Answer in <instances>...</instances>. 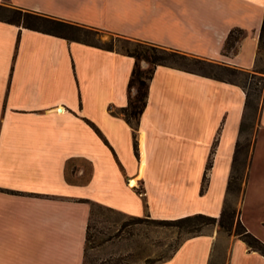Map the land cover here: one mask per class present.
I'll list each match as a JSON object with an SVG mask.
<instances>
[{
	"label": "crops",
	"instance_id": "obj_1",
	"mask_svg": "<svg viewBox=\"0 0 264 264\" xmlns=\"http://www.w3.org/2000/svg\"><path fill=\"white\" fill-rule=\"evenodd\" d=\"M8 2L239 70L256 66L264 14V0ZM234 27L242 33L224 49ZM14 34L17 60L9 78L0 63V264H82L91 202L128 215H218L240 138L245 98L240 84L156 64L134 147L131 127L109 109L126 104L133 56L1 19L0 54ZM46 50L54 51L58 61L69 54L78 75V103L68 79L29 78L28 66H38ZM18 57L38 60L26 63L25 77L17 73ZM54 90L67 93L69 106L63 98H48ZM68 158L88 162L82 180L66 179ZM76 172L81 175L83 169ZM238 207L240 221L264 240L251 218L264 221L257 217L264 215V93ZM219 236L214 223L206 232L183 238L168 257L152 264H209ZM225 236L226 264H264L263 255L241 238Z\"/></svg>",
	"mask_w": 264,
	"mask_h": 264
},
{
	"label": "rangeland",
	"instance_id": "obj_2",
	"mask_svg": "<svg viewBox=\"0 0 264 264\" xmlns=\"http://www.w3.org/2000/svg\"><path fill=\"white\" fill-rule=\"evenodd\" d=\"M13 6L14 5L9 3L8 0H0V18H15L16 14L12 11ZM27 18L29 21L35 22L41 27H51V24L39 19ZM62 30L69 35H75L89 43L97 45L110 44L118 51H123L126 47L131 49L136 46L138 42V40L129 39L117 35L116 33L104 29L89 27L87 25H83L81 29L77 30L69 28H63ZM18 42V36L14 34L13 42L10 43L9 49L0 54V63L4 64L6 79L10 77L14 63L17 60L15 57ZM38 57V66L35 63L32 64L31 67L28 66L29 78L40 81L43 79L53 80V82H58L59 78L63 80L68 79L71 84L73 99L78 103V75L75 74V69L69 54L65 56L66 59L64 61H58V57H56L54 51L46 50ZM196 58L200 60H196ZM169 60L173 61L175 64H180L181 66L195 71L215 74L237 82L248 92L253 107L247 109L248 117L245 119L247 125L240 134L239 145L248 143L250 149L264 90V70L263 72L256 71V69L264 67V50H261L258 53L256 66L252 70H239L235 68L224 69L215 65L214 62L190 54H188L186 58L175 56L169 58ZM34 61L35 59L33 58L25 59L20 57L17 62V65L19 66V68L17 67L18 75H20V77H25V71L27 69L26 63H33ZM36 61L38 60L36 59ZM141 63L143 65L146 64L143 60ZM30 70L31 72L29 73ZM57 97L58 99H64L62 101L64 106H69L68 104L71 101H69L70 98L67 93L63 94L61 91L54 90L48 94V98L50 99H55ZM85 108L88 112L89 110H93L91 106H86ZM237 160L236 165L238 170L236 174H241V178H243L248 158L244 161L243 154L239 151ZM78 168L83 169L81 175L76 172ZM88 170L89 164L85 159L73 158L65 165V177L70 181H79L86 176ZM239 200V194L235 191H229L226 195V202L228 205L238 207ZM257 217L264 220V215H258ZM153 218L160 217H152L146 213L128 215L102 204L91 202L82 255V264H152L160 258L167 257L187 234L178 226L165 225L153 220ZM251 218L253 219V222L255 221L254 224L256 227L264 232V221L260 223L255 219L256 217H253L252 215ZM212 225L213 224L209 223L200 225L199 233L210 230ZM217 228L220 231V236L212 246L209 264H226L229 242L225 236L226 231L220 229L218 226ZM249 231L264 242V240L252 230Z\"/></svg>",
	"mask_w": 264,
	"mask_h": 264
},
{
	"label": "trees",
	"instance_id": "obj_3",
	"mask_svg": "<svg viewBox=\"0 0 264 264\" xmlns=\"http://www.w3.org/2000/svg\"><path fill=\"white\" fill-rule=\"evenodd\" d=\"M12 11L16 14L15 18L13 19L0 18V19L10 22V23L17 24V25H22L27 28L62 36L67 39H73V40L86 42L76 37L75 35H69L63 32L62 30L63 28L76 29V30L81 29L83 27L82 24L71 22V21H66L58 17H54L51 15H47L44 13H40V12L30 10L27 8H23V7H19V6H13ZM27 17L32 18V19H39L43 22L49 23L51 24V27H41L37 25L35 22L29 21ZM241 33H242V30L240 28L238 27L231 28L225 37L223 48L225 49V48H229L230 46H232L234 40H236ZM98 46L104 47L106 49H114L110 44L98 45ZM261 50H264V14H263L261 24L259 27L257 56ZM121 52L131 55L134 58V62L131 67V70H130V73L127 79V84H126L127 101H126V104L123 106L113 107V108L111 107L109 109L112 113L121 115L131 127L134 147H135L134 137H135V130H136L137 123H138V117L146 103L148 82L152 76V73H153V70L156 64H167V65L182 68L185 70L194 71V72H198L201 74L210 75V76L224 79L223 77L215 75V74L203 73L200 71H195L193 69L186 68L184 66H181L180 64H175L173 63V61L169 60V58H173L175 56L186 58L188 54L182 53L176 49L155 45V44H152L146 41H138L136 46H134L133 48L130 49L126 47ZM142 60L146 63L145 65L141 63ZM196 60H200V59L196 58ZM215 65L221 68H224V69L231 68V67L221 65L218 63H215ZM263 70H264V67L260 69H256V71L258 72H263ZM260 78H261V75H260ZM244 92H245V98H244V104H243V111H242V116H241L240 123H239V133L240 134L246 128V125H247L245 123V119L246 117H248L247 109L253 107V105L250 102L248 92L245 90ZM263 93H264V90H263ZM239 151L242 152L243 160L245 161L246 158H248V154H249L248 143L239 145V139L235 143V147H234V151L232 155L231 170H230V174L228 176L227 182H226V194H225V197L222 203V207L217 216L198 211V212H192V213H188V214H184V215H180L176 217H171V218H153V220L160 222L162 224H165V225H175V226L182 228L187 234L185 237L199 234L200 225L202 224H207V223L214 224L215 223L220 229H223L226 232H231L234 235L241 238L248 245V247H250L251 249L257 250L264 257V242L260 240L258 237H256L253 233H251L245 227V225L240 221L239 216H238L239 207H235L234 205H228L226 202V195L229 191H235L236 193H238L239 199L241 198V195H242L244 177L241 178V174H236L238 170L236 162L238 161L237 156H238ZM71 159L73 158H68L66 160V163ZM208 166H209V163L206 164V168ZM204 183H205L204 178H202L200 189L203 188ZM174 249L172 250V252L174 251ZM165 258H160L158 260H162Z\"/></svg>",
	"mask_w": 264,
	"mask_h": 264
},
{
	"label": "bare ground",
	"instance_id": "obj_4",
	"mask_svg": "<svg viewBox=\"0 0 264 264\" xmlns=\"http://www.w3.org/2000/svg\"><path fill=\"white\" fill-rule=\"evenodd\" d=\"M135 184V180H133L132 185Z\"/></svg>",
	"mask_w": 264,
	"mask_h": 264
}]
</instances>
